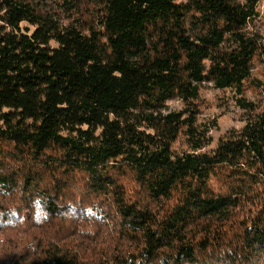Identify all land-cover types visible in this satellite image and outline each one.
<instances>
[{
  "label": "trees",
  "instance_id": "16d2710c",
  "mask_svg": "<svg viewBox=\"0 0 264 264\" xmlns=\"http://www.w3.org/2000/svg\"><path fill=\"white\" fill-rule=\"evenodd\" d=\"M259 3L0 0V264H264Z\"/></svg>",
  "mask_w": 264,
  "mask_h": 264
},
{
  "label": "rangeland",
  "instance_id": "374dc122",
  "mask_svg": "<svg viewBox=\"0 0 264 264\" xmlns=\"http://www.w3.org/2000/svg\"><path fill=\"white\" fill-rule=\"evenodd\" d=\"M256 27L259 32L264 31V0L259 3V18L256 22ZM257 71V70H256ZM256 73V72H255ZM256 92L252 88L246 90V96L249 98L256 97ZM200 120L216 121V127L211 129L210 136L212 142L205 149L208 150L215 146V143L220 135L232 128H239L242 125L241 109L236 107L231 99L229 91H219L210 86H206L200 92ZM171 106H176L177 102H171ZM4 250L0 248V254Z\"/></svg>",
  "mask_w": 264,
  "mask_h": 264
}]
</instances>
